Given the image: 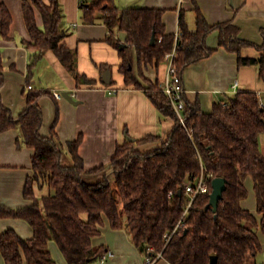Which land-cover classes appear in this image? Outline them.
I'll use <instances>...</instances> for the list:
<instances>
[{"label": "trees", "instance_id": "1", "mask_svg": "<svg viewBox=\"0 0 264 264\" xmlns=\"http://www.w3.org/2000/svg\"><path fill=\"white\" fill-rule=\"evenodd\" d=\"M193 3V29L189 28L183 10L179 12L181 38L175 59L179 74L213 51L206 45V37L218 30L219 45L237 54L238 65H256L258 76L264 81V28L262 42L253 43L240 38L238 27L231 21L208 23L196 2ZM35 9L41 15V25L36 22ZM80 10L82 22L101 20L109 28L108 39L121 59L118 70L124 84L143 89L161 115L173 120V126L160 145L149 150L136 146L160 140V136L136 139L125 133L124 141L115 146L109 162L89 169L78 152L83 138L79 134L66 142L69 160L64 162L63 146L54 129L57 105L49 135L39 132L42 124L39 98L49 91L27 89L32 69L46 51L52 50L77 82L94 81L77 72L76 50L65 46L66 30L61 25L59 0L48 3L23 0L22 13L29 34V40H23V44L30 50L27 85L23 90L26 105L17 116L4 105L1 87L5 77L0 53V133L17 128V147L33 149L32 172L23 188V197L30 203L15 208L0 204V218L25 220L32 228V237L22 238L12 228L0 230V264H57L49 249L50 240L55 241L67 264L100 261L106 248L103 244L94 245L92 240L101 234L104 218L112 229H126L145 257L155 258L160 253V258L170 264H209L211 255H216L214 264H255L249 257L261 249L258 230L264 239V153L259 145V135L264 137V106L258 94L239 89L225 100L215 102L207 112L198 102L185 100L186 129L159 81L146 78L143 72V66L165 62V55L173 46L174 34L165 32L162 20L164 9L119 8L116 0H90L80 2ZM11 22L10 11L0 2V38H8ZM116 29L124 31V42L112 39ZM248 46L254 47L258 56H242V48ZM106 67L101 66V72ZM201 171L210 175L208 191L196 196L182 217L187 205L183 183ZM98 173H103V178L94 182L84 179L86 174ZM218 176L226 179V188L214 212L205 206L211 180ZM248 176L252 178L259 219L241 205V200L248 196L245 185ZM38 188H46L47 192L38 197ZM169 191L174 193L172 197H168ZM180 220L182 226L166 238L165 234Z\"/></svg>", "mask_w": 264, "mask_h": 264}, {"label": "crops", "instance_id": "2", "mask_svg": "<svg viewBox=\"0 0 264 264\" xmlns=\"http://www.w3.org/2000/svg\"><path fill=\"white\" fill-rule=\"evenodd\" d=\"M82 1L90 0H59L63 14L61 25L66 30L63 41L66 47L76 50L77 72L94 82L92 84L77 82L56 54L48 50L33 67L29 85L32 88L49 91L39 98L42 110L40 134L49 135L57 105L58 117L54 129L62 143L64 156L69 160L66 142L81 134L83 138L78 152L84 160L85 167L89 169L107 164L115 146L124 141L125 133L136 139L148 135L161 137L160 140L137 145L136 147L141 150L159 146L170 132L173 120L161 115L143 89L124 84L123 75L118 70L121 59L114 43L108 39L109 28L101 20L94 23L82 22L80 17ZM193 1L208 23L231 21L238 27L240 38L256 44L262 42L264 0H133L126 6L164 9L162 20L165 32L175 34L179 30L180 10H183L189 28H194ZM0 2L6 5L12 16L8 38H0L5 77L1 96L4 105L10 109L13 116H17L26 105L23 90L27 85L30 50L23 44V40H29V34L22 13L23 0ZM35 17L37 24L41 25L42 18L37 9ZM218 35V30L210 32L206 37V45L213 51L207 57L186 66L182 71L185 100L191 103L198 102L201 109L207 112L215 102L225 100L237 90L243 89L256 92L264 106V81L258 76L257 66L238 65L237 54L220 46ZM124 37V31L116 29L112 39L124 42ZM241 55L256 57L258 51L248 46L242 48ZM103 65L110 71L112 84L102 82ZM135 67L134 59L133 68ZM143 71L146 78L157 79L161 83L165 77V62L158 66L153 64L143 66ZM235 80L238 85L234 90L232 85ZM53 90L61 93L70 91L76 102L73 103L63 96L59 99L54 98ZM18 137L17 128H9L0 133V204L14 208L30 203L23 197V188L27 176L32 172L33 149L24 145L17 147ZM251 185L253 189V182ZM246 187L248 189L247 185ZM247 197L241 200L242 207L249 209L259 219L261 215L256 211L254 191L252 200L245 203ZM6 228L14 229L22 238L32 237V228L23 219L0 218V230ZM257 234L261 249L256 255L249 257V260L255 264H264V239L260 230ZM92 242L94 245L103 244L112 255L103 262L94 261L89 264H145L144 253L133 244L128 231L112 229L106 218L103 220L101 234L94 237ZM49 249L57 264H67L55 241H49ZM153 264L170 263L164 258H159Z\"/></svg>", "mask_w": 264, "mask_h": 264}, {"label": "built area", "instance_id": "3", "mask_svg": "<svg viewBox=\"0 0 264 264\" xmlns=\"http://www.w3.org/2000/svg\"><path fill=\"white\" fill-rule=\"evenodd\" d=\"M181 38V32L178 30L174 34V41L173 46L171 50L166 53L165 55V77L164 80L160 83L161 90L167 95L169 102L174 109L175 113L178 116V119L180 123L186 128V122H185V116H184V107H185V89L182 85V79L181 75L178 72L175 59L177 57V51H178V43ZM160 40V39H159ZM238 82L237 80L233 83V89L235 90L237 88ZM32 88L31 85L27 86V89ZM52 95L54 98L59 99L62 97V93L57 90L52 91ZM71 95H73L71 93ZM189 131V130H188ZM189 135H191V131H189ZM210 175H205L202 171L200 174H198L195 177H192L191 179H188L184 181L183 183V189L184 194L187 197V205L183 211L182 217L186 214L187 209L191 206L193 200L196 196H198L201 193H205L208 191V178ZM174 193L172 191L168 192V197H172ZM182 221L180 220L175 228L170 232L166 233L165 237L169 238L175 230L182 226ZM112 255V252L110 250H105V252L100 257V262L105 261L107 258H109ZM161 257L160 253H157L155 258L146 257L145 258V264H153L158 258Z\"/></svg>", "mask_w": 264, "mask_h": 264}, {"label": "water", "instance_id": "4", "mask_svg": "<svg viewBox=\"0 0 264 264\" xmlns=\"http://www.w3.org/2000/svg\"><path fill=\"white\" fill-rule=\"evenodd\" d=\"M155 41V35L152 33L150 38V43L153 44ZM102 82L109 84L111 82L110 71L109 69H105L102 73ZM62 96L68 99L69 101L75 103L76 101L73 100L71 92L66 90L62 92ZM226 188V179L224 177H214L211 180V191L209 193V201L206 204L205 208H210L212 211H216L218 207L219 200L222 198L223 191ZM186 231V230H185ZM216 255H211L210 263L214 264L216 262Z\"/></svg>", "mask_w": 264, "mask_h": 264}, {"label": "rangeland", "instance_id": "5", "mask_svg": "<svg viewBox=\"0 0 264 264\" xmlns=\"http://www.w3.org/2000/svg\"><path fill=\"white\" fill-rule=\"evenodd\" d=\"M116 4L119 8H123V7H127L126 5L129 4V3H132L133 0H129V2L127 3L128 0H116ZM144 72V71H143ZM142 80V79H141ZM143 81V80H142ZM259 145H260V149L264 152V137L263 135H259ZM64 162H68V160L66 158H64ZM103 173H98V174H86L84 175V179L88 182H94L96 181L97 179H100V178H103ZM252 178L251 177H246L245 179V182H246V185L248 186V190H249V195L247 197V201L246 202H250L253 198V189H252V182H251ZM113 190L115 192V198H116V201H117V204H118V207L120 209V211L122 212V215H123V209H122V205H121V202H120V197H119V194L116 190V187L115 185L113 184ZM47 192V189L46 188H42V189H37V194H38V197H40L42 194H45ZM53 241V240H52Z\"/></svg>", "mask_w": 264, "mask_h": 264}]
</instances>
